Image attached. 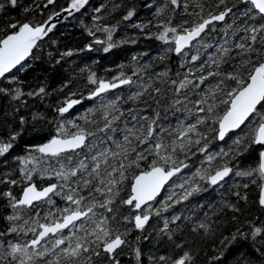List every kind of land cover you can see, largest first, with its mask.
Listing matches in <instances>:
<instances>
[{"label":"snow or ice","instance_id":"6c2138e0","mask_svg":"<svg viewBox=\"0 0 264 264\" xmlns=\"http://www.w3.org/2000/svg\"><path fill=\"white\" fill-rule=\"evenodd\" d=\"M6 2L15 6L18 0ZM42 3L53 9L45 13L34 5L40 15L0 29V81L10 82L0 95L17 102L12 115L18 121L0 134V158L18 161L20 173H0V183L9 185L0 192L9 209L0 230V264H121L124 254L134 257L129 264H143L139 241L148 239L149 229L170 245L167 252L150 255V264H199L185 238L189 234L219 235V247L213 245L218 255L210 257L215 264H227L219 258L239 237L264 264V212L241 223L239 203L251 202L240 188L255 184L264 209V0H150L152 19H140L134 4L120 0L124 11L115 23L108 22L112 13L101 3L93 9L92 26H86L94 42L66 48L64 55L96 44L109 52L126 42L114 40L124 23L137 29L135 37L163 42L156 58L174 53L177 70L166 65L149 71L151 59L136 53L131 61L109 65L120 69L115 75L102 77L83 64L73 70L75 83L70 77L57 89L42 83L25 90L17 73L37 58L44 38L51 40L59 19L90 7L89 0ZM4 8L0 2V11ZM217 30L222 37L213 35ZM128 64L132 67L125 70ZM52 92L63 93L54 105L48 101ZM29 97L54 107V113L22 114ZM49 120L47 130L26 139ZM229 189L235 200L222 195L206 201L203 210L202 193ZM193 204L202 211L192 212ZM227 209L230 217L224 215ZM229 219L236 223L222 231ZM134 229L136 242L129 236ZM242 264L257 260L250 256Z\"/></svg>","mask_w":264,"mask_h":264},{"label":"trees","instance_id":"16d2710c","mask_svg":"<svg viewBox=\"0 0 264 264\" xmlns=\"http://www.w3.org/2000/svg\"><path fill=\"white\" fill-rule=\"evenodd\" d=\"M0 2L5 3L4 10L0 11V29H4L6 22H10L11 20H24L40 15V9L34 7V5H40L45 13L53 9V5H44L42 0H18V3L15 6L8 4L6 0H0ZM67 2L68 0H56V5L64 6ZM158 2H160V0H158ZM204 2L212 4L215 3V0H204ZM234 2L239 3V0H234ZM101 3L106 5L105 11H111L112 13L111 17L106 16L108 22L115 23L121 19L124 8L123 6H120V0H91L89 2L90 7L87 6V11L83 10L78 14L71 15L67 20L62 22V24L59 25V27L56 28L50 36L51 40L46 39L44 41L42 48L37 53V58L34 61H31L30 58L29 60L31 62L29 66L22 72L17 73L22 81V87L25 90L34 89L42 83H46L49 90L57 89L64 79H68L70 77L73 78L75 83L79 77L72 76L73 70L81 67L83 64L91 65L97 71L98 75L102 77L112 76L120 71V69L117 67H109V65H119L122 61H131L132 57L136 53H140L138 59H151L152 68H150L149 71L162 70L166 65L173 72L177 70V58L174 53H167V58L163 60L156 58V53L161 51L163 42L156 37H135L133 36V33H136L137 29L131 25L126 26L124 23H121L120 28H118L114 33V40L118 41L119 39H125L126 42L124 44L117 43V46L109 52L97 50L101 48V45L96 44L94 49H85V51L73 53L71 56L64 55V50L66 48H83L87 42H94L91 34L86 31V26H92V17L94 15L93 9ZM114 3L118 4V7L115 10H111L110 6ZM129 3L136 6L137 16H139L140 19H152L153 14L155 13V6L151 5L150 0H129ZM146 3L149 5L148 7L145 6ZM26 9H28V11H26ZM82 12L83 14H81ZM147 30L148 29H145V31ZM2 34L3 32L0 31V35ZM100 34V32H97V35ZM213 35L222 37V32L217 30V32ZM131 39H136L137 42L128 43L127 40ZM49 52H51V55H49ZM145 53L147 54L145 55ZM61 56H64V58L60 59ZM93 61H96V63H93ZM131 67L132 65L128 64L126 65L125 70H128ZM7 83L10 82L1 81L0 87L6 86ZM81 86L83 85L81 84ZM62 94V92H52L50 97H48L49 104L54 105ZM28 99L29 105L27 107L21 106L22 114H28L34 109L54 113V107L45 108L39 101L34 103L33 101L35 98L29 97ZM16 103V101L11 100L8 96L0 95V134L6 133L9 129V125L15 127L18 123L12 115L13 105ZM149 103H152V101H149ZM162 103H165V101L162 100ZM87 104V100L82 102V105L85 107ZM129 106H131V102L125 105V107ZM76 107L81 108L80 105ZM51 123V120H49L44 124L43 128H40L39 126L33 128L29 131L26 139H34L36 136L47 130L49 124ZM216 143L218 142H214L213 147H215ZM17 164L18 161L11 158L8 159L7 163L0 158V173H4L7 172L8 169H12V175L18 176L20 173L17 168ZM236 179L239 180L240 178L237 177ZM244 182L246 183L247 180L245 179ZM8 186L9 185L0 183V192H3L5 187ZM12 187L15 192L18 193L20 191L19 185ZM240 191H248L249 197L251 198L250 203L245 202L242 199L239 201V203L243 205V214L240 216V222L242 223L245 219H252L254 216L259 217L262 212H264V209H261L256 201L257 185L249 184L247 189L241 187ZM222 195H226V198L228 199H236L235 193L232 189H229L226 194L222 193L220 190H217L214 193L209 190L208 192L202 193L200 197V202L204 205L203 210H206V201L212 199L218 201ZM7 211H9V209L5 205V198L0 196V230H2V226L6 223L5 213ZM188 211V209L184 210L185 215L188 214ZM191 211L200 213L202 210L197 209L195 204H193L191 206ZM231 211V209H227L224 215L226 217H230ZM219 215L220 214L217 215V219L219 218ZM235 223L236 221L229 219L228 223H226L224 228L221 230H230ZM161 226L162 225H154L157 229ZM137 235H139V230L136 229L129 233L133 242H136ZM147 235L148 239L141 238L139 241L143 252V264H150V255L165 253L170 247L166 238L159 235L158 231H152L149 229ZM178 235L180 234L178 233ZM185 238L193 246L199 264H215L214 261H211L210 257L212 255H218L216 247H219V235L200 236L199 234H189ZM213 245H216V247ZM250 256L257 260V264H260L259 253L250 246V242L245 241L243 237H239L237 241L228 245L224 256L219 259L221 261L226 260L227 264H242V262ZM120 260L121 264H129L130 261H134V257L124 254L120 256Z\"/></svg>","mask_w":264,"mask_h":264},{"label":"water","instance_id":"95a60500","mask_svg":"<svg viewBox=\"0 0 264 264\" xmlns=\"http://www.w3.org/2000/svg\"><path fill=\"white\" fill-rule=\"evenodd\" d=\"M91 0H89V2H90ZM87 7V6H86ZM81 11H83V10H81ZM78 13H80V12H76V13H74L73 15H75V14H78ZM62 16L64 15L63 13L61 14ZM70 17V16H69ZM65 20L64 19H59V22L57 23V27H59V25H61L62 24V22H64ZM56 27V28H57ZM55 28V29H56ZM55 29H53V31L51 32V33H49V36H51L52 34H53V32L55 31ZM46 39H48L47 37H45L44 38V41L46 40ZM35 50V49H34ZM30 59V58H29ZM17 67H19V66H17ZM13 71H15V69L13 70ZM1 82V81H0Z\"/></svg>","mask_w":264,"mask_h":264},{"label":"bare ground","instance_id":"6f19581e","mask_svg":"<svg viewBox=\"0 0 264 264\" xmlns=\"http://www.w3.org/2000/svg\"><path fill=\"white\" fill-rule=\"evenodd\" d=\"M58 28V27H57Z\"/></svg>","mask_w":264,"mask_h":264}]
</instances>
